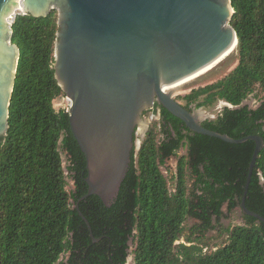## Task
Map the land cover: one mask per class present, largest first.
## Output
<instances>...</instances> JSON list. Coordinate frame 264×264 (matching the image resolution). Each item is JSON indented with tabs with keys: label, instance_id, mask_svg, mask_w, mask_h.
<instances>
[{
	"label": "trees",
	"instance_id": "obj_1",
	"mask_svg": "<svg viewBox=\"0 0 264 264\" xmlns=\"http://www.w3.org/2000/svg\"><path fill=\"white\" fill-rule=\"evenodd\" d=\"M231 5L237 65L182 96V106L238 107L253 96L256 109L225 107L202 126L236 140H264V0ZM57 21L52 10L45 17L21 14L11 25L19 60L0 138V264H264V222L241 211L243 222L221 223L240 209L254 142L196 134L158 103L161 117L132 152L117 197L110 206L85 198V157L67 110L54 107L65 96L53 69ZM172 158L175 172L167 173ZM245 206L264 219V147Z\"/></svg>",
	"mask_w": 264,
	"mask_h": 264
},
{
	"label": "water",
	"instance_id": "obj_2",
	"mask_svg": "<svg viewBox=\"0 0 264 264\" xmlns=\"http://www.w3.org/2000/svg\"><path fill=\"white\" fill-rule=\"evenodd\" d=\"M52 10L58 12L53 69L86 160L85 198L94 195L110 206L117 197L131 154L138 153L152 121H143L141 138L134 140L142 114L158 103L196 134L229 144L254 142L240 209L264 222L245 206L263 138L236 140L208 130L202 126L207 119L199 117L202 108L188 112L173 95L214 77L237 55L231 0H0V138L8 130L19 60L12 22Z\"/></svg>",
	"mask_w": 264,
	"mask_h": 264
},
{
	"label": "rangeland",
	"instance_id": "obj_3",
	"mask_svg": "<svg viewBox=\"0 0 264 264\" xmlns=\"http://www.w3.org/2000/svg\"><path fill=\"white\" fill-rule=\"evenodd\" d=\"M237 59H238V55L235 56L233 61L224 70L219 72L214 77H212L210 79H207L205 81H202L200 83H197L195 85H192L190 87L184 88L182 90L174 91L173 95L175 96V100L178 103L183 105L184 101L182 100V96L188 94L192 89L203 87V86H206L208 84H211L213 82H216V81L222 79L225 75H227L237 65ZM69 104H70V102L65 98V96L64 97L62 96V97H60V98H58V99H56L54 101V107H55V109L57 111L60 110V109H66L67 110L69 108ZM246 105H248L251 109H254V108L258 107L259 103L255 100V98L253 96H251L246 101ZM222 110H223V104L218 102L213 107H210V108H207V109L202 108L201 111H199L200 112L199 117L202 118V119H204V118H206V119H215L218 116V114L221 113ZM143 121L145 122L144 118H142V122H140V125L137 128L138 135H140V133H141V125L144 124ZM151 123H152V121H151ZM178 154L179 155L185 154V149L180 150ZM64 161H65V159H64ZM175 167H176V159L172 158L166 164L167 173L175 172ZM68 182H69L70 186L72 187L73 182L71 180H68ZM223 212L225 214H227L226 207L223 208ZM241 222H243V218H242L240 209H236L227 218H223L222 221H221L222 225L225 226V227L228 226V225L239 224ZM192 224H193L192 221L189 222V225H192ZM217 232L218 231L215 230V231H212L211 233H212V235H216ZM209 235H210V233L207 236H209Z\"/></svg>",
	"mask_w": 264,
	"mask_h": 264
},
{
	"label": "flooded vegetation",
	"instance_id": "obj_4",
	"mask_svg": "<svg viewBox=\"0 0 264 264\" xmlns=\"http://www.w3.org/2000/svg\"><path fill=\"white\" fill-rule=\"evenodd\" d=\"M155 104L156 103H154V105L151 108H148V109L144 110V112L142 114V118H144L145 121H148L149 119H152V121H153V119H155V120H159L160 119V117H161V108L157 107ZM140 135H141V133H140ZM140 135H138L137 130H136L135 140L140 139L141 138Z\"/></svg>",
	"mask_w": 264,
	"mask_h": 264
},
{
	"label": "bare ground",
	"instance_id": "obj_5",
	"mask_svg": "<svg viewBox=\"0 0 264 264\" xmlns=\"http://www.w3.org/2000/svg\"><path fill=\"white\" fill-rule=\"evenodd\" d=\"M144 126H145V124L141 125V130H142L141 133L143 132Z\"/></svg>",
	"mask_w": 264,
	"mask_h": 264
}]
</instances>
